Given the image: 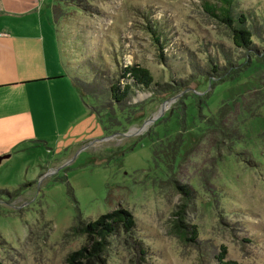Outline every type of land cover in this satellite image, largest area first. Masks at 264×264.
I'll list each match as a JSON object with an SVG mask.
<instances>
[{
  "label": "rangeland",
  "instance_id": "1",
  "mask_svg": "<svg viewBox=\"0 0 264 264\" xmlns=\"http://www.w3.org/2000/svg\"><path fill=\"white\" fill-rule=\"evenodd\" d=\"M51 2L22 17L0 16L20 37V66L59 75L27 84L20 113L0 129V155L7 154L0 159V260L66 264L67 252L91 240L71 232L76 218L123 207L132 232L107 237L98 264H206L221 245L225 258L264 264V57H255L264 52V0L233 5L260 26L255 54L232 43L202 0H83L81 8L64 2L55 22ZM147 15L164 30L161 56ZM75 54L93 66L91 76L87 66L79 75L94 82L93 92L65 85L63 56L72 61ZM244 56L248 65L237 70ZM127 62L146 67L156 84H132L114 101L108 83ZM212 63L224 72L212 71ZM253 84L261 92L249 102ZM226 102L224 126L240 134L234 141H218L206 121ZM248 102H256L261 120L239 114ZM175 181L192 189L183 220L194 225V240L171 227L183 199Z\"/></svg>",
  "mask_w": 264,
  "mask_h": 264
},
{
  "label": "trees",
  "instance_id": "2",
  "mask_svg": "<svg viewBox=\"0 0 264 264\" xmlns=\"http://www.w3.org/2000/svg\"><path fill=\"white\" fill-rule=\"evenodd\" d=\"M64 2L66 3L65 5L70 3L78 8L84 6L83 0H53L50 4L51 19L53 21L61 19L63 16ZM233 5L234 0H214L212 2L202 0L201 2V7L209 15L217 18V20H219L228 29L231 41L235 46L241 47L245 50H252L255 54V42L252 39V36H259L260 26L257 24L254 16L250 12L246 10L234 9ZM149 16L150 15L144 17L147 21L145 28L150 32V37L156 46V50L159 51V55L161 56V50L165 39L164 30L156 26L155 20L153 22L151 21V25L148 24ZM261 22L264 27V14L261 16ZM255 55L256 59H261L264 57V52L261 54L256 53ZM63 57L64 60L62 61V66L65 71L64 75L68 76L73 86L75 85L79 90H83L84 92H93L94 90H92V87L94 86V82L89 83L87 80H84L85 77H79L80 73H82L81 68L85 66H87L88 70L91 71L90 76L93 73V66L89 63L88 58L79 60L75 54L72 55V57L76 60L70 61L68 56ZM245 60L246 58L244 56V60L235 63H243V66L237 67V70H241L243 67L245 68L248 65V63H244ZM227 62L228 65L234 63L232 60H227ZM209 67L216 73L220 74L224 72V66H218L216 63H212ZM231 71L236 72V69H231ZM117 73V76L123 78L124 81L120 83L118 77H115L112 80L110 79L107 87L109 94L114 101H121L125 99L132 84L144 88H151V83L156 84L153 81L149 70L136 62H127L125 64H120V66L118 65ZM127 79H129V81ZM219 79L223 80L229 78ZM249 88V102H254V100L256 98L259 99V97H256L253 93L257 94L261 92L260 87L258 85L254 86L253 84ZM235 101L239 102V100ZM249 102V105H241L239 114H244L243 117L247 120H261L262 116L260 114H255L253 111L256 106V102L254 106L250 105ZM226 103L227 104L218 107L215 115H211L206 119V121L211 125L210 127L212 131L217 133V139H219L218 141H234L240 135L236 130L232 129L230 125L224 126V118H226L225 113L228 110L227 107H230L231 105L230 103V105H228V102ZM178 142L179 137L172 141V145H174L171 148L172 154L174 153ZM175 183H177V181H175ZM176 187L181 191L183 199L181 203L177 205V208L172 212L173 217L171 218V227L175 230L179 237L194 240L196 236L194 225L183 220L184 206L186 205V201H189V199L192 198V189L183 183H177ZM133 225L134 220L132 214L123 207H116L104 213H100L94 219L87 221H82L79 217H77L75 223L71 226V232L73 234H85L87 237H90L91 240L89 243L82 244L78 248L67 252L64 256L66 264H98L106 247L107 237L116 233L117 229H122L124 234L129 237L130 232H132L131 229ZM137 250L139 253H142L143 248L138 246ZM224 250V246L221 245L219 251L212 255L214 260L207 262L206 264H242L233 259L225 258ZM0 264L4 263L0 260Z\"/></svg>",
  "mask_w": 264,
  "mask_h": 264
},
{
  "label": "crops",
  "instance_id": "3",
  "mask_svg": "<svg viewBox=\"0 0 264 264\" xmlns=\"http://www.w3.org/2000/svg\"><path fill=\"white\" fill-rule=\"evenodd\" d=\"M41 1L0 0V16L5 19L22 17L38 9ZM17 39L20 37L14 31L10 21L0 20V129L9 123L8 117L20 113L17 111L19 109L18 104L22 103V94L27 89V84L41 83L59 76L56 75L57 69L53 72L55 76H50L53 73H49L48 69L42 66L22 68L14 53ZM65 85L74 87L68 79H66Z\"/></svg>",
  "mask_w": 264,
  "mask_h": 264
},
{
  "label": "water",
  "instance_id": "4",
  "mask_svg": "<svg viewBox=\"0 0 264 264\" xmlns=\"http://www.w3.org/2000/svg\"><path fill=\"white\" fill-rule=\"evenodd\" d=\"M5 156H7L6 153H5V154H1V155H0V159H1L2 157H5Z\"/></svg>",
  "mask_w": 264,
  "mask_h": 264
}]
</instances>
